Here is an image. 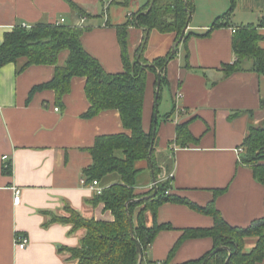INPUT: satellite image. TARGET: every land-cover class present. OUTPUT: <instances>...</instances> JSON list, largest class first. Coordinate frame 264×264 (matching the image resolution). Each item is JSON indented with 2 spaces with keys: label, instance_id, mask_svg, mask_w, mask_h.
<instances>
[{
  "label": "crops",
  "instance_id": "obj_1",
  "mask_svg": "<svg viewBox=\"0 0 264 264\" xmlns=\"http://www.w3.org/2000/svg\"><path fill=\"white\" fill-rule=\"evenodd\" d=\"M71 3L86 16L81 17ZM133 5L143 7L138 0H0V45L17 26L31 28L65 19L64 25L87 29L82 36L87 53L108 73H121L124 64L117 28L127 24ZM194 5L186 40L177 44L174 34L158 31L148 37L146 60L166 57L174 48L176 55L164 72L159 110L156 75L149 73L143 125L150 132L156 122L159 177H170L171 193L202 208L213 204L229 225L246 228L264 217V185L251 167L241 163L249 127L264 126V76L252 70L251 61H244L229 76L223 67L237 61L233 30L264 22V0H236L229 26L214 29L213 23L228 12L231 0H194ZM258 32L264 49V24ZM128 33L129 49L135 54L144 30L131 28ZM67 56V52L60 55V65ZM17 69L15 64L0 69V264H75L68 261L65 249L79 248L86 230L72 232L71 225L51 220L64 217L68 205L87 220L114 221L104 203L91 204L101 192L81 181L87 179L84 171L93 162L90 149L96 139L129 132L118 110L85 117L90 106L86 78H73L70 92L59 105L54 90L31 94L53 80L54 65ZM183 123H188L198 144L187 148L176 144L177 126ZM4 156L13 164L11 174L4 172ZM167 159L172 162L168 168ZM140 168L136 192L144 193L154 184L153 169L146 161ZM105 182L108 186L111 181ZM13 188L21 191L19 205H14ZM156 221L172 227L161 231L147 249L148 259L158 263L168 259L183 230L214 225L212 216L180 203L160 206ZM148 224H153L151 216ZM16 234L29 237L26 250L14 248ZM256 241L246 239V252ZM213 248L210 237L186 240L174 251L170 264L199 260ZM257 264H264V259Z\"/></svg>",
  "mask_w": 264,
  "mask_h": 264
},
{
  "label": "trees",
  "instance_id": "obj_2",
  "mask_svg": "<svg viewBox=\"0 0 264 264\" xmlns=\"http://www.w3.org/2000/svg\"><path fill=\"white\" fill-rule=\"evenodd\" d=\"M71 5L81 17L86 16L79 6L73 3ZM235 8L236 0H231L228 12L216 19L212 29L229 26ZM194 9V0H148L135 24L144 30L145 36L134 61L129 58V23L117 28L124 64V71L117 74L108 73L96 58L87 53L82 43V36L87 29L76 25L38 24L31 28L17 26L6 34L0 45V69L8 64L18 66V72L35 65L56 67L53 80L34 88L31 94L42 89L54 90L57 103L63 105L64 97L71 90L72 79L84 77L85 92L90 105L85 117L92 118L106 110H118L123 127L129 132L98 137L90 149L93 162L84 171L87 183L97 180L103 185L102 192L94 196L91 204L104 203L105 209L112 212L114 221L87 220L68 205L65 207L64 217L54 216L51 220V223L71 225L72 232L86 230L79 248L65 249L70 255L69 262L139 264L140 256L136 245L139 242L144 252L141 264H170L171 256L183 242L205 237L213 239V250L222 247L206 264H225L230 255L228 264H257L264 259V217L246 228L233 227L222 218L213 204L202 208L173 195L170 181L159 182L156 196L149 200L146 197L151 196L153 191L136 192L142 172L141 162H149L156 178H159L155 142L149 158L156 122L154 121L150 132H146L143 125L148 76L149 73L156 75L157 89V74L162 69L159 103L163 85L166 83V66L176 55L175 49L166 57L147 61L143 53L148 37L152 31H158L162 34H174L178 42L189 27ZM262 24L264 22L259 26L246 25L235 29L233 51L237 61L232 65H224L226 76L239 70L244 61H251L252 70L264 76V49L259 46L262 36L258 32ZM187 38L184 35L183 40ZM63 52H67L68 56L65 64L60 65L59 59ZM261 107L264 109V100L261 101ZM175 141L181 148L198 144V139L192 135L188 123L177 126ZM243 149L241 163L251 167L255 178L264 185V126L249 127ZM12 169L5 168L4 172L11 174ZM107 180L111 182L105 186ZM166 203L185 204L210 215L214 218V225L211 228L183 230L168 259L158 263L148 259L147 249L161 231L172 228L170 224H158L156 221L158 209ZM149 216L152 217V225L148 224ZM131 222L135 239L132 237ZM247 238L257 239L250 252L245 250ZM211 252L199 260L185 264H203Z\"/></svg>",
  "mask_w": 264,
  "mask_h": 264
},
{
  "label": "built area",
  "instance_id": "obj_3",
  "mask_svg": "<svg viewBox=\"0 0 264 264\" xmlns=\"http://www.w3.org/2000/svg\"><path fill=\"white\" fill-rule=\"evenodd\" d=\"M65 23V19H61L60 21H57L55 23V25L60 26L63 25ZM236 30H233V33H235ZM58 111V109H56ZM239 152H243V149H240ZM3 161L5 162V168H13V164L11 161H9V157L8 156H4L3 157ZM81 183L83 185H87L89 183H87L86 179H83L81 181ZM89 187L91 189H97L100 192H102V188H99V183L97 180L92 181L89 184ZM14 191V205H19L21 202V191L18 188H13ZM29 237L27 235H23V234H16L14 237V241H13V246L16 250H26L29 247Z\"/></svg>",
  "mask_w": 264,
  "mask_h": 264
},
{
  "label": "water",
  "instance_id": "obj_4",
  "mask_svg": "<svg viewBox=\"0 0 264 264\" xmlns=\"http://www.w3.org/2000/svg\"><path fill=\"white\" fill-rule=\"evenodd\" d=\"M184 35H185V32L182 34V36L180 37V40L177 42V44H179V43L183 40ZM173 51H175V48L173 49ZM161 76H162V69L159 70V71H158V74H157V89H156V98H155V100H156V110H158V99H159V89H160V86H161ZM156 117H157V116H156ZM155 135H156V129L154 130V133H153V141H152V145H151V148H150V157H149V158H151V154H152V152H153L154 142H155ZM152 173H153V183H154V185H155V191H154V193H153L152 196H148V197H146L147 200H149V199L155 197L156 194H157V192H158V180H157V178H156L154 172H152ZM130 225H131V230H132V237L135 239V237H134V232H133V224H132V222H131ZM136 245H137V252H138V254H139V256H140L139 264H141V263H142V260H143V257H144L143 248H142V246H141V244H140L139 242H137ZM221 250H222V247H217L216 249H214V250H213V251H212V252H211V253L205 258L203 264H206V262L209 260V258H211L212 256L216 255V254L219 253ZM230 257H231V255L228 257V259H227V261H226L225 264H228V263H229V261H230Z\"/></svg>",
  "mask_w": 264,
  "mask_h": 264
},
{
  "label": "rangeland",
  "instance_id": "obj_5",
  "mask_svg": "<svg viewBox=\"0 0 264 264\" xmlns=\"http://www.w3.org/2000/svg\"><path fill=\"white\" fill-rule=\"evenodd\" d=\"M138 2H139V4L140 5H143V6H145L146 4H147V0H138ZM142 13V8H135L134 7V5H133V10H132V12H130L129 13V15H128V23H129V27L127 28V30L129 31V29H131V28H134V29H138V30H140V29H142L141 27H139V26H136L135 24H136V21L138 20V18H139V15ZM138 50H139V48L137 49V51H136V53L134 54V53H132L131 52V50L129 49V58L131 59V61H134L135 59H136V54L138 53ZM148 61V60H147ZM164 107H163V105L161 106V108H160V112H163L162 111V109H163ZM158 110H159V108H158ZM167 168L168 167H170V166H172V162L170 161V160H168L167 159ZM158 180V188H159V182H162V183H165V182H169L171 179H170V177H167L165 180H162V179H160V177L157 179ZM170 183H171V181H170ZM148 191H153V193H154V191H155V185L153 184L152 186H151V188H149V190ZM147 192V191H146ZM153 195V194H152ZM151 195V196H152ZM148 197V196H147ZM245 241H246V239H245Z\"/></svg>",
  "mask_w": 264,
  "mask_h": 264
}]
</instances>
